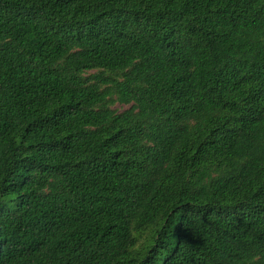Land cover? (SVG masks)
<instances>
[{
	"label": "trees",
	"instance_id": "16d2710c",
	"mask_svg": "<svg viewBox=\"0 0 264 264\" xmlns=\"http://www.w3.org/2000/svg\"><path fill=\"white\" fill-rule=\"evenodd\" d=\"M0 264H264V0H0Z\"/></svg>",
	"mask_w": 264,
	"mask_h": 264
},
{
	"label": "rangeland",
	"instance_id": "374dc122",
	"mask_svg": "<svg viewBox=\"0 0 264 264\" xmlns=\"http://www.w3.org/2000/svg\"><path fill=\"white\" fill-rule=\"evenodd\" d=\"M127 107H128V105H125V104H119V103L114 104V108H116L117 110H122V109H125Z\"/></svg>",
	"mask_w": 264,
	"mask_h": 264
}]
</instances>
